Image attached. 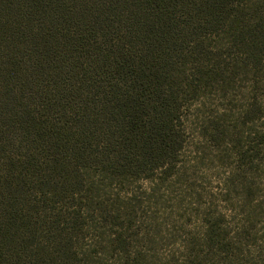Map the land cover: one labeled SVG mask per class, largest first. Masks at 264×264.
I'll return each mask as SVG.
<instances>
[{"label":"rangeland","instance_id":"obj_1","mask_svg":"<svg viewBox=\"0 0 264 264\" xmlns=\"http://www.w3.org/2000/svg\"><path fill=\"white\" fill-rule=\"evenodd\" d=\"M140 1L0 0L5 264H264V66L246 64L235 35L264 0L213 12L177 1L163 40L141 29L151 10ZM121 54L157 59L179 94L182 146L147 178L110 179L97 162L120 131L115 95L128 87H115L109 63ZM61 233L69 256L54 258Z\"/></svg>","mask_w":264,"mask_h":264},{"label":"trees","instance_id":"obj_2","mask_svg":"<svg viewBox=\"0 0 264 264\" xmlns=\"http://www.w3.org/2000/svg\"><path fill=\"white\" fill-rule=\"evenodd\" d=\"M177 1H186L187 4L193 3L197 6L202 0L140 1L145 6H149L151 10L147 21L141 27L149 33V39L163 40L167 37V34L171 31L169 24L172 11L171 5L177 3ZM225 2L227 3L228 0H206L207 7L212 9L211 12L220 9ZM257 2L259 4V1ZM243 3L241 2V4ZM258 4H255L254 8H257ZM257 9V17L241 24L236 29L235 35L241 37L244 49L248 54L246 64L249 62L253 64L254 62L259 64L258 67L261 68L264 66V58L260 54V39L264 35V10ZM234 11V15L239 13V17L243 21L241 10L236 8ZM233 20L235 21V19ZM157 64V59L147 62L144 57L137 60L129 54H121L119 59L109 63L110 68H113L110 72H114L121 77L113 78L114 81L118 80L115 82V87L118 89H123L124 86L128 87V89L125 88L122 95H115L119 103L121 102L119 110L123 112V115L116 122L120 131L116 135L114 148L104 151L103 157L97 161L103 166L99 170L106 173V177L110 179L129 178L131 176L134 178H147L148 171L151 173L168 163L170 164L172 157H176V153L182 146L177 137L174 124L179 117L175 113L179 108L178 103L175 104V102H178L179 94H175L176 91L170 88L172 79L167 76L170 72L159 69ZM120 83L121 86H119ZM254 148L247 149L245 154L242 155H249V151ZM259 152V150H256L253 154L254 157ZM241 221L240 224L242 225L239 228H247L246 224L252 225L251 215H247L244 223L243 218ZM211 228H213V225ZM245 232V229L234 232L232 236L237 240H232L236 244L242 243L245 239ZM217 237V231L212 230L211 240L217 241ZM66 238L61 233L51 243H56V246L52 249L55 253L53 254L54 258L59 256L58 251H63V256H69V248L66 245L68 240ZM219 243L223 251H232L231 242L225 244V241L221 240ZM1 249L0 246V257H5ZM26 249V246L22 243L18 251L20 257ZM71 249H73L72 246ZM44 252H46L44 248H38V253H41V256L44 255ZM4 261L0 260V264H5ZM49 262L45 261L44 263L49 264ZM32 264L41 263L39 260L32 262Z\"/></svg>","mask_w":264,"mask_h":264}]
</instances>
